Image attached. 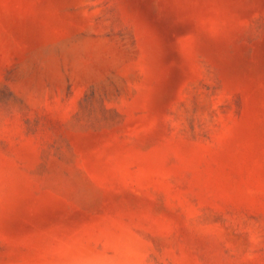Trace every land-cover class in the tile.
I'll list each match as a JSON object with an SVG mask.
<instances>
[{
  "label": "rangeland",
  "instance_id": "rangeland-1",
  "mask_svg": "<svg viewBox=\"0 0 264 264\" xmlns=\"http://www.w3.org/2000/svg\"><path fill=\"white\" fill-rule=\"evenodd\" d=\"M0 264H264V0H0Z\"/></svg>",
  "mask_w": 264,
  "mask_h": 264
}]
</instances>
